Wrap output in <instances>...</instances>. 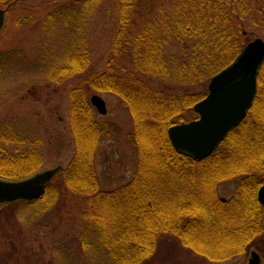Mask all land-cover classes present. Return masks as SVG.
Wrapping results in <instances>:
<instances>
[{
    "label": "trees",
    "instance_id": "obj_1",
    "mask_svg": "<svg viewBox=\"0 0 264 264\" xmlns=\"http://www.w3.org/2000/svg\"><path fill=\"white\" fill-rule=\"evenodd\" d=\"M104 5L112 21L103 68L68 90L74 153L39 198L1 205L0 215L12 222L28 209L34 210L31 216L42 215L62 204L68 191L83 200L81 220L93 230V241L87 232L81 236L83 248L103 249L105 264H143L163 234L177 236L209 261L245 254L264 231V210L256 198L264 182V61L245 118L209 156L195 161L179 154L167 129L194 119L193 105L206 93L186 89L206 87L248 43L242 26L253 16L250 0H63L39 22L45 36L54 29L60 36L59 57L43 58L44 80L61 84L87 70L86 36L93 14ZM50 47L47 52L54 50ZM91 93L119 97L132 119L136 164L131 178L112 190L102 189L96 175L105 127L94 118ZM43 158L38 136L0 122L1 179L28 178L40 171ZM237 177L235 193L221 200L218 186Z\"/></svg>",
    "mask_w": 264,
    "mask_h": 264
},
{
    "label": "rangeland",
    "instance_id": "obj_2",
    "mask_svg": "<svg viewBox=\"0 0 264 264\" xmlns=\"http://www.w3.org/2000/svg\"><path fill=\"white\" fill-rule=\"evenodd\" d=\"M161 1L146 0L150 4ZM60 3L63 0H22L8 10L0 32V122L13 124L22 135L40 138L44 155L40 170L59 165L64 169L71 159L74 144L68 132V90L84 75L102 70L105 41L111 30L112 18L106 15L104 5L93 14L86 36L91 53L87 70L61 84L44 80L47 62L43 58L47 54L59 57L55 42L60 41V36L55 29L45 36L39 22L50 7ZM250 9L253 16L242 26L245 38L247 42L255 38L264 41V0H250ZM50 46L54 50L47 52ZM186 90L199 95L207 92V86L198 84ZM94 94L103 99L106 107L105 115L94 110L95 120L105 127L96 157V175L102 189L112 190L131 178L136 164L131 138L133 124L128 106L119 97L110 93ZM261 179L264 180V174ZM240 180L237 177L220 184L218 197L224 201L231 198ZM62 199V204L42 215L31 216L34 210L28 209L15 215L14 222L0 215V264H105L107 256L103 249L96 244L83 248L84 232L93 241V230L81 220L83 200L68 191ZM252 250L264 264V231L245 254L223 261L204 259L177 236L163 234L154 254L143 264H246Z\"/></svg>",
    "mask_w": 264,
    "mask_h": 264
},
{
    "label": "water",
    "instance_id": "obj_3",
    "mask_svg": "<svg viewBox=\"0 0 264 264\" xmlns=\"http://www.w3.org/2000/svg\"><path fill=\"white\" fill-rule=\"evenodd\" d=\"M17 1L0 8V31L6 11ZM263 61L264 41L255 38L227 67L209 79L206 95L193 105L196 118L167 129V137L175 151L200 161L215 150L245 118L256 93L257 75ZM89 102L98 114H106L105 102L100 96L91 95ZM262 166L264 169V159ZM61 169L56 166L19 181L0 179V206L39 198ZM257 201L264 208V183L257 191ZM246 264H261L259 254L251 251Z\"/></svg>",
    "mask_w": 264,
    "mask_h": 264
},
{
    "label": "flooded vegetation",
    "instance_id": "obj_4",
    "mask_svg": "<svg viewBox=\"0 0 264 264\" xmlns=\"http://www.w3.org/2000/svg\"><path fill=\"white\" fill-rule=\"evenodd\" d=\"M253 251V250H252ZM260 259H261V257H260ZM261 264H262V260H261Z\"/></svg>",
    "mask_w": 264,
    "mask_h": 264
}]
</instances>
